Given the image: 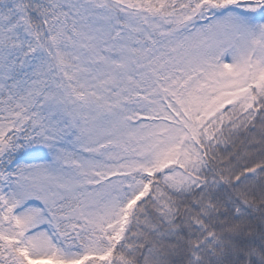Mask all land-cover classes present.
Here are the masks:
<instances>
[{
	"label": "snow or ice",
	"instance_id": "6c2138e0",
	"mask_svg": "<svg viewBox=\"0 0 264 264\" xmlns=\"http://www.w3.org/2000/svg\"><path fill=\"white\" fill-rule=\"evenodd\" d=\"M0 264H264V0H0Z\"/></svg>",
	"mask_w": 264,
	"mask_h": 264
},
{
	"label": "rangeland",
	"instance_id": "374dc122",
	"mask_svg": "<svg viewBox=\"0 0 264 264\" xmlns=\"http://www.w3.org/2000/svg\"><path fill=\"white\" fill-rule=\"evenodd\" d=\"M25 160L27 162H32V163H40V162H43L42 160L30 159V158H26ZM25 160H24V162H25Z\"/></svg>",
	"mask_w": 264,
	"mask_h": 264
}]
</instances>
